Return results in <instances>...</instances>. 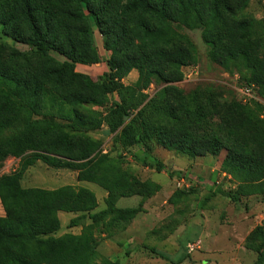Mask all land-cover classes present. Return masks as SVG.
<instances>
[{
  "label": "trees",
  "instance_id": "16d2710c",
  "mask_svg": "<svg viewBox=\"0 0 264 264\" xmlns=\"http://www.w3.org/2000/svg\"><path fill=\"white\" fill-rule=\"evenodd\" d=\"M249 0H0L5 36L27 45L19 50L0 42V169L8 157L18 168L0 174V264H96L99 253L86 225L65 232L59 211L71 212L75 226L83 219L98 223L105 214L134 216L137 207L118 208V196L154 194L159 185L133 178L137 189L120 192L125 180L120 161L99 150L83 128L107 126L126 149L154 145L196 157L225 150L221 169L239 182V191L264 194V18L247 12ZM91 20L102 36L108 70L93 79L77 64H95L100 55ZM183 27L200 28L208 60L224 70H238V85H253L261 99L219 101L210 93L185 92L183 67L196 64L197 48ZM52 52L59 54L57 59ZM135 69L137 79H123ZM159 87L152 96L144 89ZM235 91V89H234ZM119 99L106 106L108 95ZM236 92V91H235ZM198 93V94H197ZM203 96L204 105L192 98ZM252 103V104H250ZM106 106L102 114L89 106ZM23 129L4 133L21 120L22 111L45 114ZM217 121L213 122V118ZM56 118V119H55ZM41 161L77 172L107 192L106 207L94 212L97 197L85 186L25 187L24 170ZM155 167L162 170V164ZM183 172L169 171V175ZM186 174V173H185ZM249 188V189H246ZM120 193H119V192ZM100 264H119L101 258ZM253 264H261L260 256Z\"/></svg>",
  "mask_w": 264,
  "mask_h": 264
},
{
  "label": "rangeland",
  "instance_id": "374dc122",
  "mask_svg": "<svg viewBox=\"0 0 264 264\" xmlns=\"http://www.w3.org/2000/svg\"><path fill=\"white\" fill-rule=\"evenodd\" d=\"M247 12L257 18H264V0H249ZM91 24L100 60L95 64H77L75 69L96 79L108 70L106 59L110 52L104 49L102 36L92 20ZM183 32L196 45L198 75L195 80H181L177 85L185 92L196 90L198 93H210L219 101L236 98L234 76H240L241 73L236 69L229 72L208 60L207 46L200 28L183 27ZM0 42L22 51L28 48L5 36L1 27ZM52 55L62 59L55 52ZM126 79L130 83L133 77L128 76ZM158 88L152 85L143 92L150 97ZM117 99V92L110 93L106 106ZM203 100V96L192 98L193 105H204ZM106 106L89 107L104 114ZM53 110L52 107H42L46 115L23 110L21 120L7 127L4 133L21 130L39 118H50ZM216 121L217 117H214L213 122ZM82 132L99 142L101 153L121 160L126 183L120 192L137 189L133 178L139 181L150 179L159 185V189L148 197L137 194L118 196L115 202L118 208L140 205V211L132 217L113 212L103 215L98 223L86 218L78 225L70 226V219L61 216L60 234H77L86 225L90 226L93 243L99 253L96 264H100L101 258L119 264H253L258 256L261 264H264V194L240 190L238 199L231 200L220 193L235 192L239 186V182L229 173L230 177L222 175L221 161L225 150L217 155L190 157L157 145H154L152 152L145 151L141 143L122 149L115 142L114 133L109 132L104 124L94 130L83 128ZM157 162L162 164L164 170L156 169ZM5 164L10 165L6 173L12 172L18 168L19 158L8 157L3 166ZM169 171L189 174L196 179L197 184L192 187L178 186L177 175L170 176ZM76 174L74 170L52 168L37 161L24 170L21 184L44 188L85 184L97 194L94 212L105 208L107 192L95 183L78 181Z\"/></svg>",
  "mask_w": 264,
  "mask_h": 264
},
{
  "label": "built area",
  "instance_id": "2783aa9c",
  "mask_svg": "<svg viewBox=\"0 0 264 264\" xmlns=\"http://www.w3.org/2000/svg\"><path fill=\"white\" fill-rule=\"evenodd\" d=\"M183 80H195L197 75H198V67L196 64H188L186 66L183 67ZM238 79V75L235 74L234 76V80H235V85H234V89L237 93V96L238 98L245 102V101H248L250 100L251 98H254V99H258V100H261L256 94H255V88L253 85H238L236 83ZM152 87V85L150 86V88ZM149 88V89H150ZM261 118L264 119V110L262 112V114L260 115ZM222 175L223 176H228L230 177V175L226 172H222ZM177 184L178 186H185V187H192V186H195L197 184V181L194 177H192L191 175L189 174H185V173H182L180 175L177 176Z\"/></svg>",
  "mask_w": 264,
  "mask_h": 264
},
{
  "label": "crops",
  "instance_id": "0c3cea01",
  "mask_svg": "<svg viewBox=\"0 0 264 264\" xmlns=\"http://www.w3.org/2000/svg\"><path fill=\"white\" fill-rule=\"evenodd\" d=\"M128 76H130V77H133V80L130 82V83H133L136 79H137V76H138V72H137V70H135V69H132L130 72H129V74L123 79V81L125 82V83H128L127 82V79L126 78H128ZM10 165L9 164H5V166H3L1 169H0V174H2V173H6V171H9V167ZM5 169V170H4ZM164 170V169H163ZM33 186H35V185H33ZM32 185H30V186H27V187H33ZM83 186H85V184H83ZM46 188H50V189H52L53 187H46ZM55 188V187H54ZM97 195V194H96ZM2 215H4V209H3V206H2V204H1V201H0V216H2ZM61 216H67L68 217V219H71L73 216H74V214L73 213H71V212H67L66 214H62L61 213V211H59L58 212V217H59V219H60V223H61V226H62V217ZM61 228V227H60ZM59 232H60V229H59ZM59 232H57V235H59L60 233Z\"/></svg>",
  "mask_w": 264,
  "mask_h": 264
}]
</instances>
